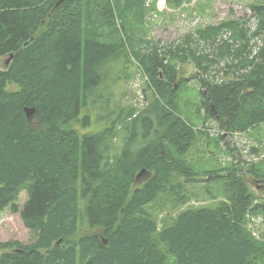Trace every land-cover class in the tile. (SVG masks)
Masks as SVG:
<instances>
[{"label":"trees","instance_id":"obj_1","mask_svg":"<svg viewBox=\"0 0 264 264\" xmlns=\"http://www.w3.org/2000/svg\"><path fill=\"white\" fill-rule=\"evenodd\" d=\"M58 2L0 0V59L13 55L0 70V212L9 207L37 234L30 245L0 243V264H264V244L246 227L253 198L231 168L224 201L179 211L171 204L161 226L150 213L177 189L173 176L194 175L184 157L197 139L195 120L178 113L177 62L208 75L197 80L202 107L219 131L243 132L264 124V39L252 57L246 27L228 22L197 32L194 47L185 38V46L160 49L133 38L144 0ZM261 2L250 7L260 22L252 36L264 29ZM214 58L227 60L217 82L207 73ZM117 61L137 63L159 98L140 113L111 110L107 128L86 130L88 101L100 97L103 71ZM123 123L125 146L109 156ZM135 139L144 140L139 149ZM249 212L264 223V201Z\"/></svg>","mask_w":264,"mask_h":264},{"label":"rangeland","instance_id":"obj_2","mask_svg":"<svg viewBox=\"0 0 264 264\" xmlns=\"http://www.w3.org/2000/svg\"><path fill=\"white\" fill-rule=\"evenodd\" d=\"M144 1L147 11L142 26L140 25L139 31L133 37L138 43L148 41L160 49L175 48L178 45L185 46V38H189L188 46L191 48L200 40L197 32L218 27L222 23L240 22L248 30L247 38L251 36L249 46L252 57L263 44L264 29L252 36L260 22L250 9L252 5L262 6V0H184L179 7H169L165 0ZM229 36L228 32H224L222 39L227 41ZM206 51L208 52V49ZM212 53L214 56L215 51ZM6 58L0 59V69H2L1 60ZM214 59L216 63L207 70V73L210 72L209 75H212L214 82H217L219 78H226L223 72L227 60ZM177 63L178 84H180V89L176 88L179 99L178 113L187 123L191 118L195 120L192 128L197 134V139L184 157L188 165L192 164L194 175L190 178L173 176L172 185H176L177 189L170 194L168 188L166 190L168 193L151 205L150 213L157 217L159 226L161 219L171 211V204L175 205V211H179L184 208L213 207L224 201L227 196L225 178L231 170L235 173L234 177H239L243 181L248 194L253 198L250 208L264 201V176H262L264 175V124L243 132L232 134L220 132L217 124L206 117L207 113L202 107L203 90L197 80L205 79L208 75H201L202 73L190 61L184 64ZM136 65L128 64L122 67L121 62L117 61L105 67L103 71L105 84L103 83L97 90L100 92V98L96 99L92 96L88 101L96 108L94 107L91 112L93 115L89 114L90 125L85 128L86 130L98 132L107 128L114 117L109 114L110 110L120 108L127 112L134 109L135 113H140L155 98H159L155 94L153 85H150ZM230 76L236 77L235 72H230ZM9 89L18 90V87L11 86ZM103 99L106 101L105 104ZM124 125L125 123L117 127L116 135L109 140V156L119 153L125 146L127 131ZM141 142L144 140L135 139L132 149H139ZM25 200V193H21L14 205L20 209ZM249 209L246 215V227L252 236L255 233L256 237H253L257 241L264 244V223L260 216L251 214ZM36 239L37 234L24 227L19 214L13 213L9 207L0 212V243L17 242L21 245H30Z\"/></svg>","mask_w":264,"mask_h":264},{"label":"water","instance_id":"obj_3","mask_svg":"<svg viewBox=\"0 0 264 264\" xmlns=\"http://www.w3.org/2000/svg\"><path fill=\"white\" fill-rule=\"evenodd\" d=\"M63 1H64V0H59V2H58L57 5H59V4L62 3ZM57 5H56V6H57ZM25 46H26V45H25ZM25 46H24V47H25ZM12 58H13V55L10 54L9 57L7 58V60L5 61V65H4L3 67H1L2 70L7 69V67L9 66V64H10L11 61H12ZM33 111H34L33 109H27V110H25V114H26L27 118H29V117L32 115Z\"/></svg>","mask_w":264,"mask_h":264},{"label":"bare ground","instance_id":"obj_4","mask_svg":"<svg viewBox=\"0 0 264 264\" xmlns=\"http://www.w3.org/2000/svg\"><path fill=\"white\" fill-rule=\"evenodd\" d=\"M242 22H243V21H242ZM25 41H26V40H25ZM7 58H8V57H7ZM7 58L4 60V63H5V61L7 60ZM9 65H10V64H9ZM2 67H3V66H2ZM106 69H107V68H106ZM0 70H2V69H0ZM101 72H102V71H101ZM160 79H161V78H160ZM181 81H182V80H181ZM104 84H105V83H104ZM105 87H106V86H105ZM105 87H104V88H105ZM99 96H100V95H99ZM99 96H98V97H99ZM90 98H91V97H90ZM99 98H100V97H99ZM98 100H99V99H98ZM103 100H104V99H103ZM103 100H102V101H103ZM102 103H103V102H102ZM102 103H101V104H102ZM93 105H94V104H93ZM96 105H98V104H96ZM90 106H91V105H90ZM104 106H105V105H104ZM94 107H95V106H94ZM107 107H108V106H107ZM91 108H92V107H91ZM95 108H96V107H95ZM112 108H113V107H112ZM92 109H93V108H92ZM93 110H94V109H93ZM93 110H92V111H93ZM97 111H98V110H97ZM110 111H111V110H110ZM78 112H79V111H78ZM86 112H87V111H86ZM86 112H85V113H86ZM89 113H90V112H89ZM96 113H97V112H96ZM92 115H93V114H92ZM97 115H98V114H97ZM82 116H83V115H82ZM81 119H82V117H81ZM101 121H102V120H101ZM92 134H93V133H92ZM105 142H106V141H105ZM133 175H134V174H133ZM244 200H245V199H244ZM244 202H245V201H244ZM228 208H229V207H228ZM258 211H259V210H258ZM81 214H82V213H81ZM93 214H94V213H93ZM82 215H83V214H82ZM82 217H83V216H82ZM230 220H231V219H230ZM81 221H82V220H81ZM81 221H80V222H81ZM83 224H84V222H83ZM98 224H99V223H98ZM94 226H95V225H94ZM97 226H98V225H97Z\"/></svg>","mask_w":264,"mask_h":264},{"label":"flooded vegetation","instance_id":"obj_5","mask_svg":"<svg viewBox=\"0 0 264 264\" xmlns=\"http://www.w3.org/2000/svg\"><path fill=\"white\" fill-rule=\"evenodd\" d=\"M4 65H5L4 60H1V67Z\"/></svg>","mask_w":264,"mask_h":264},{"label":"built area","instance_id":"obj_6","mask_svg":"<svg viewBox=\"0 0 264 264\" xmlns=\"http://www.w3.org/2000/svg\"><path fill=\"white\" fill-rule=\"evenodd\" d=\"M260 221H261V220H260ZM255 222H256V224L258 223V221H257V220H256ZM253 236H254V237H256L255 233H253Z\"/></svg>","mask_w":264,"mask_h":264}]
</instances>
